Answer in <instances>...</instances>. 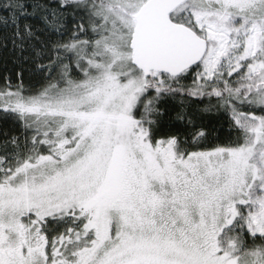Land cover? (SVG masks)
I'll list each match as a JSON object with an SVG mask.
<instances>
[{
  "label": "snow or ice",
  "instance_id": "6c2138e0",
  "mask_svg": "<svg viewBox=\"0 0 264 264\" xmlns=\"http://www.w3.org/2000/svg\"><path fill=\"white\" fill-rule=\"evenodd\" d=\"M0 264H264V0H0Z\"/></svg>",
  "mask_w": 264,
  "mask_h": 264
}]
</instances>
